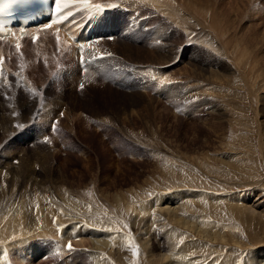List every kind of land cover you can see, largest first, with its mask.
Returning a JSON list of instances; mask_svg holds the SVG:
<instances>
[{
	"label": "rangeland",
	"instance_id": "1",
	"mask_svg": "<svg viewBox=\"0 0 264 264\" xmlns=\"http://www.w3.org/2000/svg\"><path fill=\"white\" fill-rule=\"evenodd\" d=\"M78 2L106 6L105 26L93 28L100 41L71 51L43 32L20 39L19 49L12 39L2 43L0 220L23 202L31 218L20 229L40 234L18 245L14 224L15 238H0L3 264H155L168 229L148 236L150 222L137 228L127 201L150 207L165 196L177 205L171 196L182 190L200 194L194 220L226 234L212 241L180 228L177 248L195 250L188 258H263L264 0ZM242 200L260 203L261 215L249 216ZM78 225L87 229L80 236ZM57 230L70 235L64 246ZM109 234L120 258L105 244ZM95 235L105 240L97 257Z\"/></svg>",
	"mask_w": 264,
	"mask_h": 264
},
{
	"label": "bare ground",
	"instance_id": "2",
	"mask_svg": "<svg viewBox=\"0 0 264 264\" xmlns=\"http://www.w3.org/2000/svg\"><path fill=\"white\" fill-rule=\"evenodd\" d=\"M183 3V2H182ZM159 6V5H158ZM183 6H184V4H183ZM184 7H186V6H184ZM111 14V13H110ZM109 15V14H108ZM108 17H111V19L110 20H112L113 21V23L111 22V24L109 23V25L112 27V29H114V27L116 26L115 25V22L117 21L116 19H114V17H113V14H111V15H109ZM103 18H100L99 20L101 21ZM106 19V18H105ZM103 23H100V24H98L97 25V27H100V25L101 24H105V20L104 21H102ZM107 23V22H106ZM118 24V23H117ZM103 25H101V26H103ZM107 25V24H106ZM119 25H121L120 23L116 26V28L119 26ZM202 25V24H201ZM105 26V25H104ZM177 26V25H176ZM107 27V26H106ZM105 27V28H106ZM102 28V27H101ZM186 28V27H185ZM111 29V28H110ZM118 30H119V28H117ZM213 29V28H212ZM96 31V30H95ZM100 31V30H99ZM110 32H111V30H110ZM115 32V31H114ZM99 35V34H98ZM96 36V35H95ZM20 42H22V41H20ZM20 42L18 43V44H20ZM64 42V41H63ZM61 43V42H60ZM6 44V43H5ZM64 44V43H63ZM3 45V44H2ZM68 47V46H67ZM3 48V47H2ZM15 48H16V46H15ZM65 49V48H64ZM128 49V48H127ZM126 49V50H127ZM2 50V49H1ZM65 50H68V49H65ZM14 51V50H13ZM19 51V50H18ZM161 57V56H160ZM162 60V59H161ZM165 62V61H164ZM4 63H5V61H4ZM3 66H5V65H3ZM195 70V69H194ZM174 191V190H173ZM176 191V190H175ZM177 192H182V195H180V194H178V193H176V192H174V193H172V196H171V198H176V199H178V200H181V202L180 203H178L177 205H169V204H167V203H165V199L166 198H164L165 196H163L162 198H161V203L159 204V205H157L158 204V202H156L155 203V205H153V206H151V203L149 202L148 203V201H147V204H150V207H146V205H144V206H142V205H139L140 203L137 201V203H139V204H137V203H135V205L137 204V205H139L138 207H136V206H134L133 205V203H131L130 201L128 202L127 201V199H124V200H126L127 201V204H129L127 207H128V211L131 213V215H132V218H133V222L135 223V226L138 228V226H140L141 225V223H143V221H145V223L147 224V221L148 222H150V223H148L149 224V226H148V229H147V227H146V229L148 230V231H150V229H151V233H149L148 231L146 232L147 234H148V236L150 235H152L153 237H154V235H153V233L154 232H156V230H158V228L159 229H161L162 230V232L165 230V229H168V232L166 233V241H167V243H168V249L166 250V251H160V248H159V252H158V254L157 255H154L155 257H157V259L156 258H153V256H152V259L151 260H149V261H152L153 263H155V264H199V260L197 259H191V258H188V257H190V255H191V257H192V255L194 256L195 255V250H193V251H189L188 249H185V247L186 246H188V247H192L193 245L192 244H190V243H187V244H185L184 245V247L183 248H181L180 250H179V248H177V243L179 242V239H180V236L179 235H177V233L178 232H176V231H178L180 228L182 229L183 227H186V228H188V229H190V230H192L194 233H196V234H198V235H202L201 237L202 238H206V239H210V240H214V241H220V242H222L223 240H226L225 239V235H223L222 234V231H221V229L222 228H218V229H216L217 228V226H215V225H209V227L210 228H212V230L211 231H208L209 230V227L207 228L206 226V223H204V221H202L200 224L198 223V222H200V220H194V218H195V216L193 215V213H191V214H189L190 213V210H191V208L193 209V206H192V204H191V202H193V201H195V199H196V201H197V203H198V196L200 195H198L197 193H193V191H190V190H182V191H177ZM208 194V193H207ZM34 196V195H33ZM116 196V195H115ZM121 198L122 197H124L125 198V195L124 194H121V195H119ZM28 197V196H27ZM68 197V196H67ZM118 197V196H117ZM120 197H118L119 199H120ZM133 197V196H132ZM239 197V196H238ZM38 198V197H37ZM117 198V199H118ZM140 198H142V197H140ZM158 198V197H157ZM209 198H210V196H209ZM235 198H237V197H235ZM235 198L233 197V201H232V203L235 201ZM241 198V197H240ZM239 198V199H240ZM138 199V198H137ZM136 199V200H137ZM238 199V198H237ZM244 199H246V198H244ZM32 200V199H31ZM211 200L212 201H217V198H215V199H213V198H211ZM247 200V199H246ZM119 201V200H118ZM153 202H154V200H152ZM155 201H156V199H155ZM146 202V201H145ZM145 202H143V204L145 203ZM237 202V201H236ZM235 202V204L234 205H238L237 203ZM246 201L245 200H242V203H244V206H243V209H244V211L249 215V216H251V217H253V216H259V215H261L260 214V211H257V210H255V208H257L258 207V205H260V203H257V205L256 204H251V205H247L246 203H245ZM142 203V202H141ZM23 202H18V204L16 205V206H13V207H15V208H12V210H14V212H12L13 213V215L12 216H9L10 217V219L8 220V219H6L5 221H4V219L3 220H0L1 222H2V224H3V226H0V238L2 239V240H6V238L7 237H10V239H11V237L12 238H15V236H14V233H16V229L14 228V224H15V227H17V226H19V229H18V231L19 232H17V233H19V234H17V237H19L18 239V241H15V243H17L18 245L19 244H23V246H24V242H25V240H26V238H28V239H30L31 237H38L40 234L39 233H37V234H35L34 233V236L32 235H27V234H25V232L23 231V229H20L21 228V226H20V220L22 219V221H24V222H28L29 221V219L31 218V214L30 213H28L27 212V209L25 208V204H24V206H23ZM146 204V203H145ZM51 205V204H50ZM28 206H30L29 204H28ZM149 206V205H148ZM239 206H241L242 207V205H239ZM32 207V206H31ZM122 207H123V205H122ZM126 207V208H127ZM153 207V208H152ZM195 207V206H194ZM17 208H21V211H18L17 210ZM34 208V207H33ZM32 210V209H31ZM30 210V211H31ZM40 210V209H39ZM44 210V209H43ZM197 210H198V208H197ZM29 211V210H28ZM44 212V211H43ZM7 213V212H6ZM28 214H30V215H28ZM195 214V213H194ZM40 217V216H39ZM7 218H8V214H7ZM50 218V217H49ZM196 218H197V216H196ZM12 219H14L13 221H11ZM198 219H199V216H198ZM201 219V218H200ZM204 219V218H203ZM45 221H46V219H44ZM44 220H43V224H42V226H44ZM158 220L159 221H161V223H159L158 222ZM205 220V219H204ZM48 221V220H47ZM154 222H156L155 223V225L157 226V228L155 229V228H153L152 227V225H153V223ZM37 223V222H36ZM35 223V224H36ZM72 223V222H71ZM70 223V224H71ZM145 223H144V226H142V228L143 227H145ZM13 224V225H12ZM22 228H23V226H25V223H23L22 222ZM74 222L69 226V227H74ZM167 225H169V226H167ZM79 226V225H78ZM35 227V226H34ZM34 227H32V228H34ZM135 227V228H136ZM216 227V228H215ZM226 227V226H225ZM25 228V227H24ZM36 228V227H35ZM81 226H79L78 227V229L77 230H79V234H77V236H80V232H84V231H87V229L86 228H82ZM88 228V227H87ZM132 228H133V226H132ZM141 228V227H140ZM5 229V230H4ZM46 229V228H45ZM208 229V230H207ZM215 229V230H214ZM25 230V229H24ZM33 231H35V229H32ZM37 230V229H36ZM47 230V229H46ZM49 230H51V229H49ZM48 230V231H49ZM65 230V229H64ZM69 231H71V228L70 229H68ZM142 230V229H141ZM144 230H145V228H144ZM160 230V231H161ZM51 231H53V230H51ZM66 231V230H65ZM65 231H63L62 232V236H64L63 234L64 233H66V236H64L65 237V239H64V237H62L61 238V240L60 241H62L63 243H61V244H63V246L65 245V240L68 238V237H70V235L67 233V232H65ZM143 231V230H142ZM159 231V230H158ZM36 232V231H35ZM43 232H44V230H43ZM56 232V231H55ZM55 232H51V233H55ZM136 232V231H135ZM46 233V232H45ZM224 233V232H223ZM46 234H49V235H51L50 233H46ZM46 234H44V235H46ZM136 234V233H135ZM139 235L141 234V233H138ZM137 234V235H138ZM179 234V233H178ZM25 235H27L26 237H24L23 238V236H25ZM136 235V236H137ZM54 236V235H53ZM135 235L133 236V237H136ZM6 237V238H5ZM106 237H108V239L109 240H111V242L110 241H107L105 244H109V243H111V245H110V247H109V251L111 252V251H114V252H116V254L118 255V257H119V255L121 254V252L123 253V251H121V252H119L120 251V248L118 247V246H114L113 247V244H116V245H119L118 244V241L117 242H115L114 243V241H112V236H110V234L109 235H106ZM115 237V236H114ZM153 237H151V238H153ZM98 238V235H95V237L94 238H92V241H91V243H92V245L94 246V248H92V254H93V256L94 257H97V256H99V255H101L100 254V252L98 251L100 248H102L103 246H105V245H103L104 244V242H105V240L101 237L100 239H97ZM116 238V237H115ZM147 238V237H146ZM149 238V237H148ZM147 238V239H148ZM136 239V238H135ZM138 239H140L139 238V236H138ZM228 239H229V237H228ZM78 240V239H77ZM114 240V239H113ZM120 241H122L121 239H119ZM154 240V239H153ZM191 240V239H190ZM7 241V240H6ZM119 241V242H120ZM139 241H142V240H139ZM145 241H147V240H145ZM150 240H148L147 242H144L143 244H141V245H145L146 244V249L144 248V250H147V247H150V246H148L149 244H150V242H149ZM189 241V240H188ZM195 241H197V240H195ZM201 241V240H200ZM204 241V240H203ZM2 242V241H1ZM5 242V241H4ZM155 242V241H154ZM153 242V243H154ZM207 242V241H206ZM236 242H238V241H236ZM10 243H13V242H10ZM138 243H140V242H138ZM198 243V242H197ZM121 244V243H120ZM199 244V243H198ZM3 245H5V244H3ZM16 245V244H15ZM158 245V244H157ZM197 245V244H196ZM9 246V245H8ZM11 246V245H10ZM62 246V245H61ZM123 246V245H122ZM118 247V249H116ZM141 247V246H140ZM151 247H153V249L151 250V249H149V250H151V252H153L154 250H155V246L152 244L151 245ZM124 248V247H123ZM143 249V248H142ZM141 249V250H142ZM123 250V249H122ZM124 250H125V248H124ZM9 251V250H8ZM126 251V250H125ZM148 251V250H147ZM147 251H146V253H147ZM3 252V253H2ZM109 252V253H110ZM144 252V251H143ZM8 253V252H7ZM6 253V254H7ZM112 253V252H111ZM4 250L2 251V248H0V264H3L6 260H5V256L4 255H6V254H4ZM114 254V253H113ZM148 254H150L149 253V251H148ZM179 255V256H178ZM123 257V256H122ZM121 257V258H122ZM149 257V256H148ZM226 257V256H225ZM100 258V257H99ZM120 258V257H119ZM195 258V257H194ZM227 258V257H226ZM155 259V260H154ZM192 260H194V262H192ZM211 260V259H210ZM208 261H209V259H208ZM226 261V260H225ZM214 262V261H213ZM229 262V261H228ZM228 262H224V263H221V264H230V263H228ZM100 263V262H99ZM98 263V264H99ZM151 263V262H150ZM207 263V262H206ZM220 264V263H219ZM244 264H264V257L263 258H260V259H256V258H254L253 256L250 258V259H248L247 261H245V263Z\"/></svg>",
	"mask_w": 264,
	"mask_h": 264
},
{
	"label": "snow or ice",
	"instance_id": "3",
	"mask_svg": "<svg viewBox=\"0 0 264 264\" xmlns=\"http://www.w3.org/2000/svg\"><path fill=\"white\" fill-rule=\"evenodd\" d=\"M61 2H62V0H56L57 11L60 10V7H59V6H60ZM64 6L67 7V4H65ZM95 7H96V9H98V10L100 9V6H99V5H96ZM49 26H50V25H49ZM0 30H2V26H0ZM16 47H17V49H19L20 45L17 44ZM0 62H2V58H0ZM0 76H2V68H0ZM80 87H81V89H82V88H83V84H81ZM34 94H35V93H34ZM61 115H62V113H61ZM67 247L69 248V250H71V249H72V245H71V243H69ZM133 254H134V255H138V248H137V249H134Z\"/></svg>",
	"mask_w": 264,
	"mask_h": 264
}]
</instances>
